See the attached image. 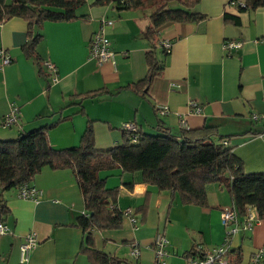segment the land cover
<instances>
[{"label": "crops", "instance_id": "obj_1", "mask_svg": "<svg viewBox=\"0 0 264 264\" xmlns=\"http://www.w3.org/2000/svg\"><path fill=\"white\" fill-rule=\"evenodd\" d=\"M94 1L85 0L73 20L43 25L36 46L39 62L25 58L21 51L27 39L26 22L14 17L0 23V51L11 59L0 68V139L52 126L51 147L65 150L78 146L90 122L93 146L103 151L121 143L127 123L150 135L159 133L158 125L173 135L187 128L200 137L232 136L228 145L245 171L264 173V137L243 135L264 131V121L250 118L251 113L264 112V9L239 11L229 0H200L192 11L204 19L167 23L150 39L144 35L149 25L146 13L117 11L111 4L92 6ZM224 13L238 23L225 21ZM100 18L112 20L104 32L114 64L107 61L99 66L89 56V41L99 29ZM226 41H239L241 48L227 51ZM162 42L171 44L170 51L163 70L144 91L146 96L127 89L145 78V54L154 45L161 59ZM46 61L56 68V83L50 81ZM97 90L102 93L81 98ZM12 107L18 110L17 122L6 127L3 121ZM100 177L109 189H118L116 207L128 210L130 216L117 230L93 232L94 244L125 260L122 264H151L158 232L169 240L164 264H186L223 243L220 214L232 202L221 185L206 186L207 204L200 207L183 205L172 192L145 185L140 173L113 170ZM31 186L41 192L37 202L20 198L17 190L4 193L9 232L0 234V264H20L19 246L31 232L37 241L25 264H91L81 251L84 234L77 220L85 212L71 171L44 167ZM244 220L238 215L228 264H244L264 245V222L243 230ZM132 248L138 249L137 257L131 256Z\"/></svg>", "mask_w": 264, "mask_h": 264}, {"label": "trees", "instance_id": "obj_2", "mask_svg": "<svg viewBox=\"0 0 264 264\" xmlns=\"http://www.w3.org/2000/svg\"><path fill=\"white\" fill-rule=\"evenodd\" d=\"M199 1L95 0L92 6L111 4L117 11L146 13L149 25L144 35L153 39L158 29L167 23H193L204 19L203 15L192 11ZM85 3V0H0V23L14 17L24 20L27 39L21 47L22 54L39 62L36 51L42 38L39 30L47 22L59 23L77 18V11ZM240 3L242 5L238 0H229V4L237 5L239 11L264 9V0H243ZM223 18L235 25L238 23L236 18L226 13ZM155 47L145 54V78L126 86L143 97L151 78L163 70V61L168 54L161 45L159 59ZM100 93L102 90L87 92L81 98ZM51 127L18 131L12 139H0V223L6 226L10 212L4 199L5 192L19 191L24 185L32 187V181L44 167L70 170L79 188L85 212L77 220V227L84 234L81 251L91 264L126 262L104 253L94 244L93 232L117 230L124 218L123 211L116 207L118 189H109L100 177V173L106 171L140 173L145 185L154 187L158 192H172L183 205L200 207L207 204L206 186L219 184L227 190L237 216L244 217L252 209L256 220L264 221V173L245 171L241 159L228 145L232 136L200 137L185 129L173 135L168 128L158 125L159 133L155 135L142 134L136 129L134 140L130 133L122 130L119 145L98 151L93 146L92 124L88 122L78 146L55 150L48 139ZM204 130L214 128L204 127ZM261 133L248 131L243 135L256 137ZM6 228L8 233L9 229Z\"/></svg>", "mask_w": 264, "mask_h": 264}, {"label": "built area", "instance_id": "obj_3", "mask_svg": "<svg viewBox=\"0 0 264 264\" xmlns=\"http://www.w3.org/2000/svg\"><path fill=\"white\" fill-rule=\"evenodd\" d=\"M238 3L242 5V3L240 2ZM111 24H112L111 21L104 18H100L99 29L90 38L89 56L90 58L95 60V62L99 66L107 61H111L114 64V53L110 48V41L105 36V32H104V26H110ZM161 45L166 51V53L170 51L171 44L169 42H162ZM223 48L230 52L236 51L241 48V42L226 41L223 44ZM0 57H1V63H0L1 69L10 64L11 62L10 57L2 50L0 51ZM43 65L51 73L50 75L51 83H56L58 77L56 74L55 66L49 61L44 62ZM190 106L193 107L194 111L197 112L200 111V108L196 103L191 102ZM17 113H18L17 108L12 107L11 111L3 121L4 126L8 127L15 124L17 122ZM250 118L252 120L254 119L255 121L256 120L264 121V112L261 114L253 113ZM184 125L185 124H183V126ZM136 129L137 128L133 123H127L122 128L123 131L131 134L133 140L135 139L133 133L136 131ZM261 136L264 137V131L261 133ZM223 144H227V143L224 142ZM18 196L22 199L32 200L34 202H37L41 197V192L33 186L30 187L24 185L18 191ZM129 213L130 212L128 210L123 211L124 217H129L130 216ZM237 218L238 216L234 206L222 209L220 214V220L222 226L225 228V236L223 243L215 247L214 249L210 250L209 252L197 255L194 258L189 259L186 264H228L226 256L229 250L232 248L233 237L238 232ZM255 221H257L256 215L254 213V210L251 209L248 211L247 215L245 216V220H244L245 224L243 225L242 229L251 230L252 225ZM6 232H7L6 226L0 223V234H6ZM36 239H37L36 235L32 232L25 237L24 243L19 247L20 264H25L28 261L29 253L31 249L34 248L37 241ZM168 245H169V240L167 239L165 234L163 232H158L153 241L152 249L154 252V257L151 264H164V259L168 255L167 253ZM131 256L132 257L138 256L137 248H132ZM244 264H264V245L259 247L254 252H252Z\"/></svg>", "mask_w": 264, "mask_h": 264}, {"label": "rangeland", "instance_id": "obj_4", "mask_svg": "<svg viewBox=\"0 0 264 264\" xmlns=\"http://www.w3.org/2000/svg\"><path fill=\"white\" fill-rule=\"evenodd\" d=\"M252 114H253V113H251V115H252ZM256 114H257V113H256ZM251 115H250V117H251ZM251 120H252V119H251ZM252 121H253V122H256V121H258V120L255 121V120L253 119ZM186 130H187V128H186ZM260 135H261V134H260ZM263 222H264V221H263ZM255 223H256V221L253 223V225H255ZM230 256H232V255L230 254Z\"/></svg>", "mask_w": 264, "mask_h": 264}]
</instances>
